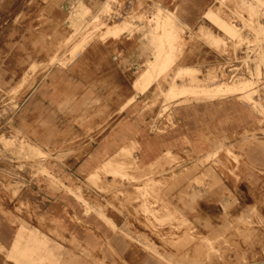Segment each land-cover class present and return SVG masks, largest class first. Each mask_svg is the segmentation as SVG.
I'll return each mask as SVG.
<instances>
[{"label": "crops", "instance_id": "0c3cea01", "mask_svg": "<svg viewBox=\"0 0 264 264\" xmlns=\"http://www.w3.org/2000/svg\"><path fill=\"white\" fill-rule=\"evenodd\" d=\"M109 1L0 0V103L11 99L15 129L47 155L45 166L60 168L66 187L43 175L16 189L0 170V264H188L143 209L166 208L207 230L239 212L250 184L264 188V126L238 94L179 96L164 110V77L137 88L160 48L162 30L143 21L157 9L188 41L175 72L207 70L211 48L190 38L213 0L111 2L101 15ZM115 22L128 28L103 38ZM201 173L211 180L197 185ZM159 182L166 190L154 192ZM150 185L158 206L145 196Z\"/></svg>", "mask_w": 264, "mask_h": 264}, {"label": "rangeland", "instance_id": "374dc122", "mask_svg": "<svg viewBox=\"0 0 264 264\" xmlns=\"http://www.w3.org/2000/svg\"><path fill=\"white\" fill-rule=\"evenodd\" d=\"M109 2H130V0H110ZM136 2L153 1L137 0ZM213 2L211 8L213 11H211L221 20L228 22L236 30L235 34L234 36L233 34L232 36L225 34L221 22L206 15L209 10L205 14V18L209 22L203 20L202 27H199L195 36L190 38L192 39L190 44H205L211 48L213 54L208 57L210 58L209 66H205L207 67L206 71L203 70V66L197 67L193 71L189 68L180 69L175 81L176 83L179 82L178 86H181L182 83L188 85L192 95H195L196 98L200 96L212 98L217 96V93L237 96L232 93H239L240 102L247 109L257 112L260 115L258 124L264 126V5L258 0H213ZM262 2L264 3V0ZM250 7L253 8V11L249 9ZM85 8L87 10L83 18L86 21V17L90 16V10L86 6ZM148 15L144 17L143 21L148 23L155 21L156 31L162 30L164 34L170 28L169 23H173L176 26V32L184 37V32L178 28L170 15L165 16L160 9L156 10L154 17H151L152 21H148L147 18L150 17ZM127 28L128 26L124 24L119 33ZM91 30L92 25L88 24L85 27V35H88L89 38L91 37ZM89 41L87 40L85 45ZM187 43L186 40V45ZM183 48L179 51L180 58L183 54ZM179 65L182 63L180 62ZM232 65L243 66L241 74L234 78L225 72L226 67ZM174 73L175 71L172 69L163 78L164 87L161 89V95L165 99L167 98L168 86L172 82L171 74ZM237 85L240 87L237 88ZM168 97L169 99L167 98L164 103V110L173 106L175 99L179 96L171 95ZM10 100L7 97L0 103V170L9 176L10 180L15 181L16 189L24 185L25 177L43 178V175L51 177L54 188H66L60 178L57 177L60 168L45 166L44 160L47 159V155L33 146L31 141L15 129L12 113L16 106H12ZM234 153L233 149L228 150L229 158H233L234 162L239 163ZM213 158H210V162L215 163ZM116 176L118 179H132L126 173H120ZM208 180H211V176H204L201 173V176L196 178L195 184L202 185ZM152 184L154 192L166 190L167 184L160 182ZM8 185L10 190L12 187L10 184ZM90 185L98 189V186L104 184L91 183ZM106 185L105 189L102 188L105 191L114 190L118 186L116 183ZM149 187L151 185L145 189V196L154 202L153 205L158 206V200L155 196L151 197L150 194H147ZM248 191V198H245L238 213L230 214L224 225L214 226L207 230H203V226V229L200 230L197 226L199 221L196 219L194 222L187 220V216L183 214H166L168 211L166 208L164 214L151 213L149 206L143 210L149 221L153 220L157 225L153 232L157 234L160 229L164 239L172 241V248L184 256L189 261L188 264H264V188L260 190L252 183ZM194 244L196 245L193 246Z\"/></svg>", "mask_w": 264, "mask_h": 264}, {"label": "bare ground", "instance_id": "6f19581e", "mask_svg": "<svg viewBox=\"0 0 264 264\" xmlns=\"http://www.w3.org/2000/svg\"><path fill=\"white\" fill-rule=\"evenodd\" d=\"M258 2H260L262 5H264L262 0H258ZM112 9L113 8L111 6V2H108L103 7V9L101 11L102 12L101 15H109L111 13ZM249 9L251 11H253L252 7H250ZM86 10L87 9L85 8V6L81 5L80 8L77 11L78 16L82 15V17H83V15H85V11ZM233 13H234V11H233ZM206 15H209L210 17H213L217 21H220L221 22V27L224 29V31L223 30L222 31L225 34H227V35L230 34L231 36L233 34V36H234L236 30H234L229 25L228 22H225V21L221 20L211 10ZM99 20H101V18L96 17L95 21L97 23H98ZM100 24L103 25L102 21H100ZM169 24H170V28L167 29V31L162 35V37H159L160 39L158 40V45H159L160 48L157 51L155 61L152 63V65L149 66L148 71L140 78V80L137 83L138 84L137 88H138L139 91H142V92L146 91L148 89V87L152 84L153 81H155L156 79L164 77L165 75H167L168 72L173 69L174 65L180 59L179 51L181 50V48H183L186 45V40H185V38L183 36H181L180 34H178L176 32V28H175L176 26L173 23H169ZM122 27L123 26L116 25V24L113 25V27L109 28L108 31L106 30L107 32L103 35V38H106L109 35H115L116 33H119V31L122 29ZM255 31H257V30H255ZM258 31H260V29H258ZM177 69H179V68H177ZM174 71H177V70H174ZM178 73H179V71L175 72V74L172 76V82L170 84V88L168 90V93H167L168 95L167 96H171L172 95V96H180V97H182L184 95L185 96L186 95H190V94L192 95V91L189 90L188 85H183V83H182L181 86H178V84L176 83L175 79H176ZM191 80L193 81V79H191ZM242 84H244V83H242ZM236 87L239 88L240 86L237 85ZM204 90H208V89H204ZM210 91H212V90H210ZM220 94L221 93H217V95H220ZM222 94H225V93H222ZM232 94H237V93H232ZM192 96H195V95H192ZM131 178L135 179L134 177H131ZM146 209H148V208H146Z\"/></svg>", "mask_w": 264, "mask_h": 264}, {"label": "built area", "instance_id": "2783aa9c", "mask_svg": "<svg viewBox=\"0 0 264 264\" xmlns=\"http://www.w3.org/2000/svg\"><path fill=\"white\" fill-rule=\"evenodd\" d=\"M242 71H243L242 65H232L230 67L228 66L226 67V70H225L226 74L227 75L230 74L231 78H234L235 76L240 75L241 74L240 72Z\"/></svg>", "mask_w": 264, "mask_h": 264}]
</instances>
